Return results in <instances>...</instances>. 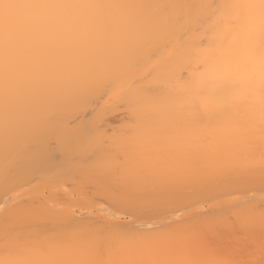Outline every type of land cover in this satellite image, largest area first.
<instances>
[{
    "label": "bare ground",
    "instance_id": "6f19581e",
    "mask_svg": "<svg viewBox=\"0 0 264 264\" xmlns=\"http://www.w3.org/2000/svg\"><path fill=\"white\" fill-rule=\"evenodd\" d=\"M260 2L0 0L1 200L9 193L20 197L25 190L19 194V188L38 174L50 180L68 172L72 177L86 174L98 178L97 182L110 179L113 188L127 184L123 190L135 188L140 199L156 197L164 186L194 187L191 189L196 191L210 182L216 187L214 235L211 227L212 234L201 229L205 224L200 225L196 214L194 223L181 216L187 221H174L156 232L150 225L160 210L144 219L142 228L102 213L95 220L87 216L93 221L67 222L64 217L73 215L69 205L57 206L58 197L54 196L58 191L52 196L53 190H48L46 201L42 197L48 194L41 197L43 190L39 195V188L35 186L33 192L28 186L31 193L28 191L27 197L32 201L25 197L28 202L24 198L25 203H11V194L10 206L0 214L7 221H23L18 226L38 221L48 228L42 226L47 237L42 232L40 238L36 236V228L30 230L32 239L27 233L25 242L20 240L9 258L1 250L10 260L1 259V255L0 264H109L104 258L110 255L119 258L118 262V258L113 263L110 260L111 264L154 260L178 264L194 250L201 254L202 264H264V14ZM105 96L115 102L109 104ZM99 100L101 107L94 106ZM116 101L128 110V120L123 117L127 123L121 122L127 130L112 139L105 130L101 134V129V140L95 135L93 139L91 129L107 115L104 105L109 104L104 109L110 114L111 108L118 106ZM87 109L92 111L84 118ZM101 135L109 138L107 145ZM106 180L102 181L106 184ZM176 191L170 190L169 197L185 193ZM147 198L143 201L146 205ZM168 207L176 206L169 202L159 208ZM142 208L123 212L134 222L137 216L145 217L139 216ZM201 213L200 220L208 222V216L204 219ZM45 219L64 222L52 223L54 229L50 222L45 225ZM49 228L56 231L47 234ZM111 231L117 235L110 236ZM15 240L12 243L16 244ZM43 245L50 248L41 254ZM162 253L166 256H160Z\"/></svg>",
    "mask_w": 264,
    "mask_h": 264
},
{
    "label": "rangeland",
    "instance_id": "374dc122",
    "mask_svg": "<svg viewBox=\"0 0 264 264\" xmlns=\"http://www.w3.org/2000/svg\"><path fill=\"white\" fill-rule=\"evenodd\" d=\"M107 99V102L109 103V102H111L112 103V101H114L115 102V100H112V101H108V100H110V96L108 97V96H105ZM105 97H103V98H105ZM109 98V99H108ZM101 100H99V102L98 103H96V105H94V106H98L99 105V107H101L100 106V104H101ZM106 102V103H107ZM117 102V101H116ZM105 103V104H106ZM107 103V104H108ZM118 103V102H117ZM107 104L106 105H104V108H106V106H107ZM110 104V103H109ZM108 104V105H109ZM112 105V104H111ZM110 105V106H111ZM115 105V103L112 105V106H114ZM123 104L121 103L120 105H119V103H118V106L117 105H115L113 108H111V110H112V112H111V110L109 111V113L110 114H108V111L106 110V109H104L103 108V111H104V114L105 113H107V115L105 114V115H103L102 116V118L104 117V116H106V117H104V119H103V121L101 122V123H98L99 124V126L95 129H91L92 131V138H93V136L95 137V139H96V137L97 136H99V138H100V135H99V133H101V134H103V132H104V130L106 131V133H107V135H110L111 136V138L113 139V137L115 136L116 137V134H118L121 130H127V128H122V125L124 126H126V124L125 123H127V121H126V119L128 120V115H127V112H126V110H127V108L125 107V109L123 108L124 106H122ZM111 106V107H112ZM122 106V107H121ZM115 107L117 108H119V109H115ZM108 108H110L109 106H108ZM120 108H122V110L120 109ZM94 109H95V107H94ZM98 109V108H97ZM96 109V110H97ZM88 110V109H87ZM114 110H117V111H114ZM91 111L92 110H88V111H85L84 113H83V115H84V118H87L89 115L88 114H90L91 113ZM105 111H107V112H105ZM114 111V112H113ZM128 111V110H127ZM89 112V113H88ZM88 113V114H87ZM82 114H81V117L83 116ZM85 115L87 116V117H85ZM126 115V116H125ZM125 116V120H123V117ZM80 117V118H81ZM78 119H79V116H78ZM105 120V121H104ZM122 121H124L125 123H121ZM74 121H72V123H73ZM106 123V125H102V124H105ZM119 124V125H118ZM122 124V125H121ZM72 125H74V123L72 124ZM100 125H101V127H104V129L103 128H101L100 127ZM117 125H118V128H117V130H115V128L117 127ZM121 125V127L120 128H122V129H120L119 130V126ZM106 126V127H105ZM124 126V127H125ZM100 127V128H99ZM113 127H114V129H113ZM101 129H102V131H101ZM107 129V130H106ZM96 130H97V132H96ZM124 130V131H125ZM101 131V132H100ZM108 131H110V132H108ZM113 131V133H115V134H112L111 132ZM116 131V132H115ZM94 132H96V133H94ZM118 132V133H117ZM123 132V131H122ZM109 133V134H108ZM124 134H125V132H123ZM105 134V133H104ZM124 134H123V136H124ZM106 135V136H107ZM114 135V136H113ZM119 135H120V133H119ZM102 137L104 136V135H101ZM105 136V137H106ZM113 136V137H112ZM121 136H122V134H121ZM122 136V137H123ZM103 137L102 138V141H104L103 142V144H105L106 143V145L108 144V141H107V138L108 137ZM118 137V136H117ZM121 137V138H122ZM89 138H91V137H89ZM98 138V137H97ZM99 138H98V140H99ZM105 138V140H103ZM110 138V139H111ZM94 139V138H93ZM109 139V138H108ZM115 139V138H114ZM119 139V138H118ZM97 140V139H96ZM100 140H101V138H100ZM117 140V139H116ZM119 140H121V139H119ZM118 140V141H119ZM105 141H107V142H105ZM110 142V141H109ZM110 145V144H109ZM108 147V146H107ZM64 173H66V172H64ZM70 172H68V175L67 176H71V174H69ZM81 174V173H80ZM41 174H38V176H35V177H33V178H31V179H29V181L26 183V184H24V185H22V187H20L19 188V190H18V193L19 192H24V190H25V193H23V194H27V193H29L28 191H30L29 190V187H33L32 188V190H33V192L35 191V189L36 188H39V191L41 190H43L42 191V193H41V191L39 192V195H40V193H41V197L43 196V193H44V195H45V193L46 194H48V190H50V191H52V196H53V192H55V190L56 191H58V192H55V194L56 195H58V196H54V198H56L57 199V197H58V200L56 201V203H57V206L58 207H66L67 205H69L70 207V210H71V215H73L71 218H66V217H64V220L65 221H67V222H69V219H70V221H71V219H73V220H76V221H81L80 223H85V221L86 222H89V221H93V219L95 220L96 218H98V217H100V216H102V214H103V216H110V218H111V216L113 217V218H111V219H114V218H118V217H120L119 219L120 220H123V221H131L132 222V226H135V227H137V228H142V223L143 222H146V221H144V219H149V217H151L152 218V216L154 217V216H156V214H159V210H160V212L161 213H163V214H161L160 213V215H159V217L158 216H156V219H155V221H153V223H154V225H150V227L152 228V227H154L155 228V230L154 231H158V229L160 228V230L161 229H165V227H168L167 225L169 224H171V225H173V223H174V221H176V222H178L180 219H182V220H186L187 221V219H183L181 216H185V218L187 217H190V218H188V220L189 219H191L192 221H193V219H197V217L196 218H194V216H195V214H196V216H198V219L197 220H199L198 222H200V225L202 224V225H204V227H202L201 229H203V231H208L207 233H209L210 232V234H212L214 231L216 232V187L215 186H212L211 184H210V182L209 183H207L208 185H206V187H203V186H198L197 187V190L196 191H194V189H196V188H194V187H190V188H188V189H182L185 193H187L188 192V194H189V190H190V193H191V191H192V193H191V195H187V194H185V193H182V194H184L183 196L180 194H178V196H176L175 195V193H173L172 194V197L174 198V196H175V198H174V201L176 202H173V198H170L171 197V194H168L169 192H170V190L171 191H174L175 192V189H177V191L178 190H180L181 191V189H178V187L177 188H173V187H171V188H169V186H168V188H166L165 186L164 187H161V189H160V187H158L161 191H163V192H161V193H157V198L156 199H154L153 200V198L151 199V198H147V200L146 201H148V202H146V203H149V204H147L148 206H150L149 208H148V206L144 203L145 202V197L144 198H142V199H140V203H139V207L140 208H138V209H136V211L137 210H141V208L144 206V204L147 206V209L145 208V210H144V208H142L143 210H142V213H141V211H139L140 212V214L138 213V212H136V213H138L139 214V216H141L142 214V216L144 217V218H142L141 219V217H140V219L138 218V216H137V218H135V220H137V221H134L133 222V218L132 217H130L129 215L127 216L126 215V213H128V212H126L127 210H125V209H127V208H124V207H121V205H119L118 203H116L115 202V198L113 199V196L115 195V193H117L116 191L118 190V192L119 191H122V192H124V190H123V188H127L128 186H127V184L126 185H121V184H119V185H117L116 187L118 188H113L112 186L113 185H115V184H113V182H112V180H111V182H110V179H107V178H103V179H99V181L97 182V180H98V178L96 179V178H94V177H90V176H88V175H86V174H82V175H84V176H81V175H78V177H80V178H78L77 177V174H76V176H74V177H72L71 176V180L68 178L67 179V176H63L66 180H67V182H66V180H64V178L62 177V176H60V177H62L61 179L62 180H64L65 181V184H63V182L64 181H60L61 179H58V177H55L54 179H50L51 181L52 180H55V183L53 184L52 182H54V181H50L49 179H47V180H45L44 179V177L46 178V176H40ZM65 175V174H64ZM57 176V175H56ZM69 176V177H70ZM85 176H86V178H85ZM38 177H40L41 179H39ZM59 177V178H60ZM84 177V178H83ZM90 177V178H89ZM37 178H38V180H37ZM78 179V181H77V179ZM89 178V179H88ZM73 179H75L76 181L74 182V180ZM79 179H80V181H79ZM82 179V180H81ZM94 179H95V181H94ZM107 179V180H106ZM43 180H44V183H43ZM57 180V181H56ZM59 180V181H58ZM71 181V182H68V181ZM87 180H88V182H87ZM91 180H93L94 181V183L91 181ZM100 180H101V182H100ZM102 180H106V184H105V181H102ZM109 180V181H108ZM46 181V182H45ZM49 181H50V183H49ZM73 181V182H72ZM41 182V183H40ZM48 182V183H47ZM58 182V183H57ZM81 182V183H80ZM83 182V183H82ZM91 182H92V184H91ZM100 182V183H99ZM46 183V184H45ZM52 183V184H51ZM62 183V184H61ZM80 183V184H79ZM110 183V184H109ZM212 183V182H211ZM41 184V186H43V185H46V187H40L39 185ZM56 184H57V186H56ZM60 184V185H59ZM81 184H82V186H86V187H84L85 189H86V191L87 192H90V194L92 193V195H90V194H88L87 192H85V189L84 188H82V186H81ZM95 184H97L96 186H98V187H96L95 186ZM100 184V185H99ZM104 184V185H103ZM107 184H108V186H107ZM112 184V185H111ZM213 184V183H212ZM94 185V186H93ZM103 185V186H102ZM209 185H211V187L209 186ZM29 186V187H28ZM35 186H36V188H35ZM38 186V187H37ZM55 186V187H54ZM77 186H78V188H77ZM110 186V187H109ZM153 186H155V185H153ZM205 186V185H204ZM208 186V187H207ZM81 187V188H80ZM143 187V186H142ZM215 187V188H214ZM42 188V189H41ZM45 188V189H44ZM64 188V189H63ZM77 188V189H76ZM99 188V189H98ZM109 188H110V190H109ZM119 188H121L120 190H119ZM157 188V189H158ZM191 188H194V189H191ZM202 190H201V189ZM24 189V190H23ZM28 189V190H27ZM57 189H61V190H63V191H60V190H57ZM78 189H81L80 190V192H79V190ZM91 189V190H90ZM94 189V190H93ZM103 189V190H102ZM111 189H112V191H111ZM116 189V190H115ZM156 189V190H157ZM174 189V190H173ZM201 191H200V190ZM78 190V192H76V191ZM88 190H90V191H88ZM96 190V191H95ZM101 190V191H100ZM108 190V191H107ZM114 190V191H113ZM126 190V189H125ZM139 190V189H138ZM199 190V192H203V193H199V192H197ZM203 190H205V191H203ZM65 191V192H64ZM74 193H73V192ZM92 191V192H91ZM110 191V192H109ZM158 191V190H157ZM176 191V192H177ZM179 191V192H180ZM183 191H181V192H183ZM209 193H208V192ZM38 191L36 190V193H37ZM96 192V193H95ZM107 193V194H105V193ZM111 192H113L114 193V195L112 196V194L113 193H111ZM212 192V193H211ZM30 193H31V191H30ZM35 193V194H36ZM59 193H60V195H59ZM87 194L85 197H84V195L83 194ZM104 193V194H103ZM11 194H13V195H11ZM9 193V194H6L5 195V197H3L2 198V200L0 199V213H2L3 215H4V212L6 211V208H7V206L9 207L10 205L8 204L7 205V202H9L10 200L12 201H10L11 203H14V202H21V203H25L27 200L30 202V201H32L31 200V198H29V197H27L28 196V194L25 196V195H23V194H21L20 195V197L18 196V197H16V195H18V194H15V193ZM20 194V193H19ZM64 194H69L70 196H64ZM76 194V195H75ZM101 195V197H100V195ZM109 194V195H108ZM166 195L165 196V199H164V196H162L161 197V195ZM167 194H168V196H167ZM177 194V193H176ZM199 194V195H198ZM203 194H205L204 196H203ZM13 196V200H12V197L11 196ZM14 195H15V197H14ZM63 197H62V196ZM77 195H78V198H77ZM88 195H90L89 197H87ZM105 195V196H104ZM112 196V198H109V196ZM159 195H160V197H159ZM185 195H187L186 197H185ZM6 196H7V198H6ZM9 196H10V200H9ZM46 196H48V198H50V195L48 194V195H45V196H43L42 197V199H44V200H46L47 201V197ZM51 196V197H52ZM108 196V197H107ZM170 196V197H169ZM183 198H182V197ZM199 196V197H198ZM206 196V197H205ZM25 197H27V198H29V199H27V198H25ZM63 199H62V198ZM68 197V198H67ZM76 197V198H75ZM82 197H84V198H82ZM103 197L105 198V199H103ZM141 197V196H140ZM187 197H192V198H187ZM201 197V198H200ZM22 200H20V199ZM24 198H25V200H24ZM59 198L61 199V201L62 202H60V200H59ZM79 198H80V202H79ZM106 198H108L107 200H106ZM159 198L161 199V201L159 200ZM179 198V199H178ZM185 198V199H184ZM218 198H220L219 196H218ZM15 199H16V201H15ZM34 199V198H33ZM35 199H36V196H35ZM52 199H53V197H52ZM74 199V200H73ZM83 201H82V200ZM86 199H88V200H86ZM111 199H113L112 201H111ZM158 199V200H157ZM163 199V200H162ZM182 199V200H181ZM221 199V198H220ZM63 200H64V202H63ZM75 200H77V201H75ZM105 200V201H104ZM108 200H109V202H108ZM150 200V201H149ZM159 202V206L157 207V202ZM165 200V201H164ZM170 200V201H169ZM172 200V201H171ZM27 201V202H28ZM60 203H59V202ZM88 201V202H87ZM107 201V202H106ZM144 201V202H143ZM151 201H154V202H156V205L154 204V203H151ZM178 201V202H177ZM70 202V203H69ZM117 204H115V203ZM163 202H165V203H163ZM167 202V203H166ZM169 202H170V205H175L176 207H171V208H164V210H163V208H159L160 207V204L162 205V204H168L169 205ZM63 203V204H62ZM81 203V204H80ZM82 203H83V205L85 206V203L87 204L85 207L82 205ZM89 203V204H88ZM174 203V204H173ZM177 203L179 204V205H177ZM66 204V205H65ZM71 204V205H70ZM79 204V205H78ZM114 206H113V205ZM140 204H142V205H140ZM152 204V205H151ZM6 205V206H5ZM77 205V206H76ZM89 205V207H87ZM91 205L93 206V208H90L91 207ZM95 206V207H94ZM213 208H212V207ZM4 207H5V211H4ZM145 207V206H144ZM155 207V208H154ZM157 207V208H156ZM121 208H123L122 210H121ZM152 208H154V209H152ZM212 208V209H211ZM157 209V210H156ZM231 209V208H230ZM230 209H228V210H230ZM101 210V211H100ZM146 210H148L147 211V213L145 212ZM149 210H150V212H149ZM165 210L167 211V210H169V212L167 211L166 213H165ZM205 211V212H203V211ZM123 211H125V212H123ZM193 211V213H190V212H192ZM198 213H197V212ZM145 212V213H144ZM154 212V213H153ZM156 212H158V213H156ZM199 212L201 213V215L203 216V215H205V217H204V219H206L207 218V216H208V218H207V221L208 222H206V220H204V221H201L200 220V214H199ZM100 213H102V214H100ZM125 213V214H124ZM151 213H153V215H151ZM186 213H189V214H187V215H191V216H187V215H183V214H186ZM99 216H98V215ZM138 214H136V215H138ZM155 214V215H154ZM192 214H193V216H192ZM3 215H1L0 214V219H2V220H0V256L2 255V257H1V259H3L4 260V258H5V260H7L8 258H9V255L11 256L12 255V252H14L13 251V249L17 246H19V244H20V240H21V243L24 241V240H26L27 239V233H28V239H29V237L31 236L30 234H31V232L32 231H30V230H33L34 228H36V230H35V232L36 233H34V234H36V236H40L41 234V232L43 233V234H45L44 232L48 229L46 226H44V225H42V224H39L38 223V221H35L36 223H37V225H36V223L34 222V221H27V222H25V223H28L27 225H24V226H22V225H20V226H18L19 225V223L20 222H23V221H19V220H12V221H7L6 219H4V218H2L3 217ZM94 216L93 217V219L92 218H90V217H87V216ZM146 215H149V216H146ZM175 216V217H174ZM177 216V217H176ZM96 217V218H95ZM136 217V216H135ZM147 217V218H146ZM161 217V218H160ZM178 217H179V219H178ZM192 217V218H191ZM68 219V220H67ZM78 219V220H77ZM83 219V220H82ZM92 219V220H91ZM201 219L203 220V218L201 217ZM7 221V222H5V221ZM48 221V219H45V220H42V221H45V225H47V223H49V224H51V227L53 226L52 225V223H56L57 221H58V223H63L64 221H63V219H62V221L60 220V219H58V220H56V221H54V220H49V222H47ZM119 220V221H120ZM2 221V222H1ZM83 221V222H82ZM122 221V222H123ZM4 222V224H2ZM8 222H13V224L14 223H16L15 225H13V224H8ZM19 222V223H18ZM34 222V223H33ZM39 222H41V221H39ZM66 222V223H67ZM202 222V223H201ZM206 222V223H205ZM30 223H31V225H30ZM44 223V222H43ZM179 223V222H178ZM182 223V222H181ZM188 224H189V221L187 222ZM193 223H194V221H193ZM7 224V225H6ZM39 224V225H38ZM48 224V227H50V225ZM120 224V223H119ZM136 224V225H135ZM161 224H163V225H165L164 227H162L163 225H161ZM175 224H177V223H175ZM190 224H192V222L190 223ZM29 225V226H28ZM159 225H161V226H159ZM199 225V226H200ZM214 225V226H213ZM9 227V229H8V227ZM12 226V227H11ZM13 226H15V227H17V229L15 230V227H13ZM27 226V228H23V227H26ZM42 226H44V227H46V228H43ZM120 226V225H119ZM206 226H207V228H206ZM21 228L22 230H20L19 228ZM28 227H29V229H28ZM42 227V228H41ZM162 227V228H161ZM212 228V233H211V231H210V229ZM14 228V229H13ZM40 230H39V229ZM52 228H54V226L52 227ZM118 228V227H117ZM122 228H125L124 226L123 227H119V229H122ZM149 228V227H148ZM150 228V229H151ZM209 228V229H208ZM19 229V230H18ZM25 229V230H24ZM39 231H38V230ZM46 229V230H45ZM55 229V228H54ZM118 229V230H119ZM15 232H14V231ZM29 230V231H28ZM45 230V231H44ZM51 231L52 232H54V231H56V230H51V228H49V230H48V232H47V234L50 232V234H52L51 233ZM17 232V233H16ZM21 232V233H20ZM30 232V233H29ZM159 232V231H158ZM17 235L18 234V236H16L15 234ZM32 233V234H33ZM111 233H112V235L114 236V234H115V236L117 235V231H111L109 234H110V236H112L111 235ZM114 233V234H113ZM7 234V235H6ZM21 234H24V235H21ZM33 234V235H34ZM40 234V235H39ZM56 234V233H55ZM108 234V235H109ZM214 235H215V233H213ZM14 235V236H13ZM20 235H21V237H20ZM213 235V236H214ZM12 237L13 239H11V241H10V239H9V237ZM22 236H23V238H22ZM45 236H46V234H45ZM52 236V235H51ZM55 236V235H54ZM5 237H6V239H5ZM14 237H15V242L17 241L18 242V244H17V242H16V244H14V243H12V242H14ZM18 239H17V238ZM26 239H25V238ZM38 237H37V239H38ZM43 237H44V235H43ZM47 237V236H46ZM20 238V239H19ZM36 237H34V239H35ZM40 238V237H39ZM45 238V237H44ZM44 238H43V240H44ZM53 238V237H52ZM24 239V240H23ZM30 239H32V236H31V238ZM33 239V240H34ZM48 239H49V236H48ZM51 239V238H50ZM39 241H37L38 243H40V239H38ZM32 241V240H31ZM34 241H36V239L34 240ZM45 241H46V239H45ZM45 241H43V242H45ZM9 242H10V244H12V245H10L9 244ZM25 242V241H24ZM23 242V243H24ZM29 242V241H28ZM43 242H42V244H43ZM31 243V242H30ZM33 243H35V242H33ZM37 243V244H38ZM40 245H41V243H40ZM45 245H46V243H45ZM45 245H43V248L41 247V249H45V250H41L40 251V253L41 254H43V251L44 252H46V250H47V248H50V247H48V245H47V248H45L44 246ZM3 246V247H2ZM10 246H12V247H10ZM17 247H16V249H17ZM6 248H8V250L6 249ZM11 249H12V251H11ZM39 249V248H38ZM1 250H2V252L4 253L5 251L6 252H8L9 251V253H6L5 252V254H7L6 256H8V258L6 259V256H4L5 254H3L2 252H1ZM40 250V249H39ZM196 251H198V250H194V251H192L191 252V255H189L190 257H186L188 260H186V258H184V259H181L179 262L181 263V264H202V263H200V260L201 259H199L200 258V255L198 256V254H197V252ZM38 252V251H37ZM193 252H196V253H193ZM40 253H38V254H40ZM193 253V254H192ZM165 254V253H164ZM164 254L162 253V255H160V256H164ZM198 257H197V256ZM112 255H110V256H108L107 258H104V260L106 259V262H107V260L109 259V261L111 260V263H113L112 262V260L114 259V258H118V257H115L114 255L111 257ZM165 256H166V254H165ZM197 257V258H196ZM111 258V259H110ZM163 257H161V259H162ZM165 258V257H164ZM10 260V259H9ZM9 260H7V261H9ZM104 260H103V262H104ZM118 260H119V258L117 259V260H115V261H117L118 262ZM197 260H198V262H197ZM108 261V263L109 264H111L110 262ZM114 261V260H113ZM114 261V262H115ZM183 261H185L186 263H184ZM13 262V261H12ZM11 262V263H12ZM178 262V264H180ZM4 263V262H3ZM9 263V262H8ZM7 263V264H8ZM13 264V263H12ZM104 264H106L105 262H104Z\"/></svg>",
    "mask_w": 264,
    "mask_h": 264
},
{
    "label": "snow or ice",
    "instance_id": "6c2138e0",
    "mask_svg": "<svg viewBox=\"0 0 264 264\" xmlns=\"http://www.w3.org/2000/svg\"><path fill=\"white\" fill-rule=\"evenodd\" d=\"M232 7H240V5H232ZM260 8L262 10V14H264V0L260 2ZM262 42H264V28H262ZM262 64H264V51H262ZM262 83H264V72H262ZM262 167H264V157H262ZM116 202L124 208L130 209H138L140 198L137 194L135 188H130L124 192H117L114 195ZM11 264V262H9ZM128 264H171V262L166 260H154L147 262H137V261H129Z\"/></svg>",
    "mask_w": 264,
    "mask_h": 264
}]
</instances>
